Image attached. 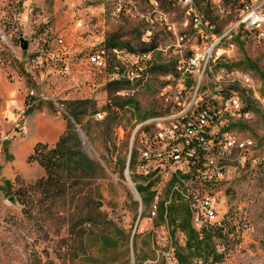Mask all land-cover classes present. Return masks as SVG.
<instances>
[{
	"label": "rangeland",
	"instance_id": "obj_1",
	"mask_svg": "<svg viewBox=\"0 0 264 264\" xmlns=\"http://www.w3.org/2000/svg\"><path fill=\"white\" fill-rule=\"evenodd\" d=\"M247 1L259 3L264 12V0H207L209 14L202 16L212 23L201 18L194 24L197 0H0V264H177L171 243L183 245L184 234H172L157 224V216L153 225L146 223L148 202L137 201L124 174L132 129L154 100L128 84L109 86L108 70L88 64L86 56L111 45L125 60V54L153 45L167 52L146 58L163 61L176 55L178 37L179 58L187 59L232 29L211 52L221 71L247 75L246 85H232L239 105L229 102L232 116L224 131L227 138L250 140L264 153V32L240 24V5ZM85 99H92L102 115L89 117L90 122L83 115L74 124L82 152L98 165L96 178L90 175L60 205L42 200L33 189L18 200L16 189L44 175L37 162L28 160L34 145L55 143L67 122L75 121L68 105ZM236 154L231 151L224 159ZM232 166L212 188V200L227 224L248 228L218 242L223 257L215 264H264V168L234 171ZM71 195L77 202L71 203Z\"/></svg>",
	"mask_w": 264,
	"mask_h": 264
},
{
	"label": "built area",
	"instance_id": "obj_2",
	"mask_svg": "<svg viewBox=\"0 0 264 264\" xmlns=\"http://www.w3.org/2000/svg\"><path fill=\"white\" fill-rule=\"evenodd\" d=\"M183 1L191 3L190 0ZM239 10L240 24L245 29L263 35L264 12L261 5L247 1L241 3ZM201 18L198 10L193 13L194 24H199ZM77 25L81 26V22H77ZM231 31L229 29L216 38L204 52L193 53L187 59L179 58L182 53L177 48L178 37L173 47L176 55L163 61L146 58L154 51L158 55L167 52L155 46L137 55L133 52L125 54V60L120 59V50L105 45L90 51L86 56L88 64L110 70L108 82L128 84L130 90L135 92L139 89L154 100L146 117L132 129L124 170L139 203L142 196L136 190V185L145 189L148 214L143 220L146 223L153 225V219L163 206L159 225L167 227L166 208L174 201L182 211L187 212L190 226L199 235L205 228H223L224 215L217 213V207L214 206L217 201L212 200V188L224 180L228 167L232 165L234 171L264 168V153H260L253 142L247 139L232 140L227 138L224 131L226 120L232 116L229 102L239 105L238 95L231 92L232 85H246L243 79L247 76L240 71L239 77L229 76L232 71H221L223 65L211 56L213 49ZM179 38L182 40V37ZM56 43L61 45L62 40L57 38ZM46 56L53 59L49 51ZM213 72L220 74L216 76ZM153 74L157 75L153 77ZM221 86L227 87L221 89ZM222 91H228L229 94L222 97ZM29 94L32 97L33 92ZM22 115L21 112L19 116ZM96 117L101 119V113H97ZM231 151L237 152L235 157L224 159ZM220 159L227 163L218 161ZM139 219L138 216L136 224ZM247 228L245 223H238L233 232L238 233Z\"/></svg>",
	"mask_w": 264,
	"mask_h": 264
},
{
	"label": "trees",
	"instance_id": "obj_3",
	"mask_svg": "<svg viewBox=\"0 0 264 264\" xmlns=\"http://www.w3.org/2000/svg\"><path fill=\"white\" fill-rule=\"evenodd\" d=\"M152 1H155L158 4L164 1L169 3L170 0ZM202 6H205L206 9L202 10ZM194 7L201 15H204V13L207 15L209 14L207 0H197ZM202 19L203 21L205 20L208 21V23H212L209 18L205 19L202 16ZM109 47L114 46L109 45ZM153 47V45H150L143 50L147 51ZM109 71L110 70H108V72ZM120 84L125 83L119 81L109 82V86L111 87ZM118 90H120V87L114 89L115 94H119ZM123 102L124 104L130 103L129 100L125 99ZM94 106L95 104L92 99L70 103L68 105V115L73 117L75 121L71 124L67 122L62 134L52 145L49 146L46 143L40 142L34 145L32 153L28 156V160L37 162V164L44 170V175L28 188L16 189L15 194L18 200L21 201L24 199L23 196L25 191L29 193V191L33 189V192H37L42 200H47L49 203L54 202V204L60 205L66 203L65 199H68L70 196V190L87 184L86 182H88L87 180L90 175L92 179L96 178L98 165L94 161L88 159V157L82 152L80 148V137L74 126V124L78 125L77 120L83 115L88 116L87 122H90L89 117L94 116L97 113ZM109 108L110 106L102 108L101 112H105L107 111L106 109ZM136 190L142 196V201L147 203L148 197L144 195V187L136 185ZM73 198L74 195H71V203L77 202L74 201ZM88 199L90 206L92 199ZM93 210L90 209L86 214L90 215ZM80 212L78 213L79 216L81 215ZM163 212L164 207L161 206L157 215V218H159L157 224L161 223ZM166 217L169 231L172 234H174L175 231H179L185 236L183 245L178 244L176 241L171 243L173 247V256L177 264H215L222 260L223 252L219 253L216 249V245L219 241H226L227 236L233 232L234 225L227 224L224 219L223 228H205L199 235L190 226L187 212L184 210L182 211L174 201L167 206Z\"/></svg>",
	"mask_w": 264,
	"mask_h": 264
},
{
	"label": "water",
	"instance_id": "obj_4",
	"mask_svg": "<svg viewBox=\"0 0 264 264\" xmlns=\"http://www.w3.org/2000/svg\"><path fill=\"white\" fill-rule=\"evenodd\" d=\"M26 46L25 45H23V48H25ZM131 184V183H130ZM131 186H132V184H131ZM133 188V187H132Z\"/></svg>",
	"mask_w": 264,
	"mask_h": 264
}]
</instances>
